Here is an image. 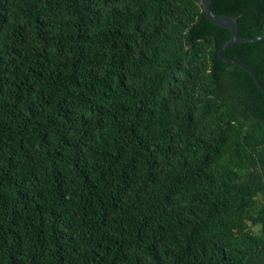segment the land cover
<instances>
[{"label": "trees", "instance_id": "1", "mask_svg": "<svg viewBox=\"0 0 264 264\" xmlns=\"http://www.w3.org/2000/svg\"><path fill=\"white\" fill-rule=\"evenodd\" d=\"M264 32V0H211ZM200 0H0V264H264V91ZM224 53L264 85V37Z\"/></svg>", "mask_w": 264, "mask_h": 264}, {"label": "water", "instance_id": "2", "mask_svg": "<svg viewBox=\"0 0 264 264\" xmlns=\"http://www.w3.org/2000/svg\"><path fill=\"white\" fill-rule=\"evenodd\" d=\"M200 1L203 5L205 11H206V18L209 21H211V22H213L219 26L230 29V31L232 33V38L221 44L219 51H218L219 57L222 58L223 60H225L226 62L237 64V65L243 67L244 69H246L248 72H250L252 74V76L254 77L259 88L264 91V85L260 81L258 74H257V71L254 69V67L252 65H250L249 63H247L243 60H240L238 58L230 57L224 53V50L227 47L234 45L238 42L254 41V40H259V39L263 38L264 32L257 35V36H241L239 34V28H238V15H228V14L215 13L211 7V0H200Z\"/></svg>", "mask_w": 264, "mask_h": 264}]
</instances>
